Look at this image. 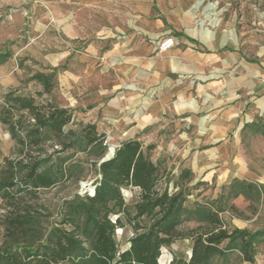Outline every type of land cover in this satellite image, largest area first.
Masks as SVG:
<instances>
[{
	"label": "rangeland",
	"instance_id": "1",
	"mask_svg": "<svg viewBox=\"0 0 264 264\" xmlns=\"http://www.w3.org/2000/svg\"><path fill=\"white\" fill-rule=\"evenodd\" d=\"M151 2L152 0H0V106L4 94L14 91L17 95L33 96L41 103L64 106L72 114V122L65 127V130L71 132V147L61 151L59 144L55 147V142H47L31 151L34 155L49 157L51 160L48 164L53 163L55 157H69L68 164H74L77 168L75 175L59 181L53 187L39 189L30 196L22 193L38 216L43 232L57 226L62 220L66 200L81 197L82 183L89 184L97 177L95 158L80 141L82 128L87 124H94L97 132L105 135V153L109 145L115 148L135 136L140 137L143 145H157L151 151V158L153 162L160 163L164 170L158 186L167 187L170 193L182 189L187 198L185 207L190 212L180 225L181 229L195 227L199 222L197 216L205 207L216 209L219 205L225 206L229 200L223 192L214 191L212 183L206 185L193 179L185 184L178 179L182 162L178 155L166 153V150L171 152V148L167 149L166 141L175 132L173 123L169 121L178 117L164 114V118L162 116L158 122H152L146 105L148 98L154 97V93H149L150 90L142 92L136 100L132 93L126 95L127 114H133L135 107L141 106L142 121L147 124L137 135L133 133V127L128 130L132 124L120 126L117 122L112 126L105 119L104 113L96 114L99 106L115 108L119 103L118 91L114 89L119 81L115 72L120 66L132 67L128 58L132 55L130 46L140 34L148 36L142 28L146 22L139 15L149 17L147 14L152 6ZM158 2L169 20L194 38L204 40V37L213 39L218 36L223 44L238 47L246 59L264 62V0ZM157 14L155 11L153 16ZM73 19L78 21V27L74 24V28H71ZM167 36L176 38L178 33L164 23L161 33L157 31V36L152 38L155 53L159 52V42ZM51 71L56 74V87L50 96L37 95L41 86L31 76L35 72ZM125 84L126 89L133 88V79L127 78ZM208 95L209 91H205L201 99L205 100ZM120 96L123 97L122 94ZM205 106L206 103H202V109L197 112L199 117H209L212 113L203 109ZM256 119L259 126L264 127V119ZM252 137L255 140V135ZM20 148L0 123V170L5 164V158L12 161L20 158ZM246 149L247 154L253 155L254 159H257L256 154L259 152L264 154L261 143L252 147L248 143ZM20 177V173L16 172V185L11 191L16 192L22 188ZM121 193L127 206L132 209L137 200L138 189L123 187ZM254 203L259 209L254 220L246 221V218L241 217V222L235 225L231 221L235 214L226 210L220 216L230 229L239 226L250 231L264 232V198L260 208L259 200L255 199ZM6 211L7 205L0 194V245L3 241L1 220ZM139 222L145 226L147 219L143 217ZM132 235L133 230L127 223L115 230L114 238L120 250L128 247ZM191 242L190 238H179L163 247L158 258L159 264H169L174 255L188 257ZM226 254L225 259L216 257L215 263L249 264L240 259L236 250ZM253 264H264V235L256 244Z\"/></svg>",
	"mask_w": 264,
	"mask_h": 264
},
{
	"label": "trees",
	"instance_id": "2",
	"mask_svg": "<svg viewBox=\"0 0 264 264\" xmlns=\"http://www.w3.org/2000/svg\"><path fill=\"white\" fill-rule=\"evenodd\" d=\"M31 79L41 86L39 96H50L57 84L53 71L35 72ZM71 121L68 108L41 103L14 91L3 96L0 123L21 147V156L15 161L5 158L0 170V194L7 205L1 220L0 264H159L161 249L179 238L191 239L190 252L188 257L174 255L169 264H216V257L225 259L226 253L233 250L238 251L242 261L254 263L255 247L264 232L230 229L220 213L227 210L236 214L232 204L226 201V207H205L195 227L181 229L190 212L185 207L187 198L182 189L170 193L167 187L158 186L164 170L151 158L154 144L128 139L120 143L111 158L100 162L106 151L105 135L98 133L94 124L83 126L80 133V141L91 151L100 175L94 193L66 200L62 220L43 232L22 193L30 196L39 189L53 187L75 175L77 168L68 164L69 157H55L48 164L49 157L31 151L47 142L59 144L61 151L71 147V132L65 130ZM16 172L20 173L22 188L13 192ZM178 179L188 184L194 175L182 168ZM238 186H243L242 182ZM123 187L138 188L132 209L124 201ZM143 217L147 219L145 226L139 222ZM125 223L133 235L128 247L120 250L114 232Z\"/></svg>",
	"mask_w": 264,
	"mask_h": 264
},
{
	"label": "crops",
	"instance_id": "3",
	"mask_svg": "<svg viewBox=\"0 0 264 264\" xmlns=\"http://www.w3.org/2000/svg\"><path fill=\"white\" fill-rule=\"evenodd\" d=\"M151 5L149 17L139 15L147 24L142 28L148 36L140 34L130 46L132 67L120 66L115 72L119 103L115 108L99 106L96 114L104 113L112 126L117 122L120 126L132 124L128 130L133 127L137 135L147 124L142 121L141 106L127 114L126 95L132 93L136 100L150 90L154 97H149L146 105L152 122L164 114L178 117L169 121L175 132L166 141L167 149L171 148L166 153L178 155L182 168L190 169L194 180L212 183L214 191L230 196L228 202L237 210L231 219L235 225L241 217L254 220L259 210L254 201L259 200L260 208L264 198V154L259 152L254 159L247 154L246 144L264 147V127L256 119H264V62L246 59L238 47L223 44L218 36L194 38L169 20L158 0H152ZM155 11L158 14L153 16ZM71 22V28L74 24L78 27L76 19ZM164 23L178 36L169 50L155 53L152 38L157 31L161 33ZM127 78L133 79V88L126 89ZM205 91L209 95L202 100ZM202 103H206L203 109L212 112L209 117L197 115ZM112 151L108 154L107 150V157ZM239 182L243 186H238Z\"/></svg>",
	"mask_w": 264,
	"mask_h": 264
},
{
	"label": "built area",
	"instance_id": "4",
	"mask_svg": "<svg viewBox=\"0 0 264 264\" xmlns=\"http://www.w3.org/2000/svg\"><path fill=\"white\" fill-rule=\"evenodd\" d=\"M175 45V39L172 36H167L164 37L158 44V51L159 52H165L167 50H169L172 46ZM104 144H105V139H104ZM55 147H57V145H55ZM100 179V175L99 173L97 174V177L94 181L90 182L89 184H83L82 187V194L81 197L85 196V195H91L94 193L95 190V186L98 184V181ZM81 182V180H79Z\"/></svg>",
	"mask_w": 264,
	"mask_h": 264
},
{
	"label": "water",
	"instance_id": "5",
	"mask_svg": "<svg viewBox=\"0 0 264 264\" xmlns=\"http://www.w3.org/2000/svg\"><path fill=\"white\" fill-rule=\"evenodd\" d=\"M119 145H120V144H119ZM119 145H118V146H119ZM118 146H117V147H118ZM117 147H116V148H117ZM113 153H114V152H113ZM113 153H112L111 156H109V157H107V153H105L104 157L100 160V162L105 161V160L111 158V157L113 156Z\"/></svg>",
	"mask_w": 264,
	"mask_h": 264
},
{
	"label": "bare ground",
	"instance_id": "6",
	"mask_svg": "<svg viewBox=\"0 0 264 264\" xmlns=\"http://www.w3.org/2000/svg\"><path fill=\"white\" fill-rule=\"evenodd\" d=\"M115 149H116V147L114 148V146L113 145H109V147H108V154H110V152L112 151V153L115 151Z\"/></svg>",
	"mask_w": 264,
	"mask_h": 264
}]
</instances>
